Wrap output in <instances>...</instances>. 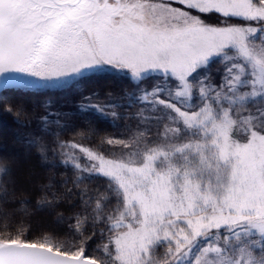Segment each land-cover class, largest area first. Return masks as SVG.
I'll use <instances>...</instances> for the list:
<instances>
[{"label": "snow or ice", "instance_id": "obj_1", "mask_svg": "<svg viewBox=\"0 0 264 264\" xmlns=\"http://www.w3.org/2000/svg\"><path fill=\"white\" fill-rule=\"evenodd\" d=\"M0 264H264V0H0Z\"/></svg>", "mask_w": 264, "mask_h": 264}, {"label": "trees", "instance_id": "obj_2", "mask_svg": "<svg viewBox=\"0 0 264 264\" xmlns=\"http://www.w3.org/2000/svg\"><path fill=\"white\" fill-rule=\"evenodd\" d=\"M14 127L10 116L0 114V139L10 138Z\"/></svg>", "mask_w": 264, "mask_h": 264}]
</instances>
